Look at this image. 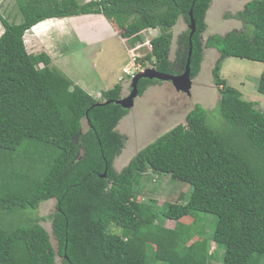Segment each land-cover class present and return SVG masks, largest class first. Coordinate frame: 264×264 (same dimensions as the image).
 I'll list each match as a JSON object with an SVG mask.
<instances>
[{"label":"trees","instance_id":"obj_1","mask_svg":"<svg viewBox=\"0 0 264 264\" xmlns=\"http://www.w3.org/2000/svg\"><path fill=\"white\" fill-rule=\"evenodd\" d=\"M212 1L16 0L20 23L0 15V264H55L56 255L64 264H149V258L154 264H210L216 255L210 254V243L223 251V264H264V112L219 76L228 57L264 64V0H249L238 14L244 32L204 41ZM190 12L196 31L191 45L189 28L179 37L176 61L184 71L191 50L194 80L204 50L219 52L212 73L225 129L208 124L206 110L196 105L185 125L156 139L117 172L114 161L126 141L118 125L128 114L115 103L123 86L94 99L47 54H29L24 36L48 19L93 14L105 17L132 46L142 32L158 29L140 61L176 75L169 60L171 29L180 18L189 24ZM157 83L141 79L139 95ZM258 92L264 95V69ZM150 171L189 185L188 201L142 202L133 186ZM51 199L56 200L57 253L39 223L10 227L5 222L6 216L36 210ZM203 214L215 216L214 231L191 242L193 226L180 221L191 217L197 227ZM164 220L176 227H165ZM112 228L121 234H112Z\"/></svg>","mask_w":264,"mask_h":264},{"label":"rangeland","instance_id":"obj_2","mask_svg":"<svg viewBox=\"0 0 264 264\" xmlns=\"http://www.w3.org/2000/svg\"><path fill=\"white\" fill-rule=\"evenodd\" d=\"M249 0H213L206 15L207 29L203 34L205 41L209 36H225L230 31H245L242 22L237 18L238 14L244 10L245 4ZM81 3L80 0H78ZM0 15L10 22L20 23L22 15L16 0H0ZM37 28V27H36ZM188 29V24L183 18H180L177 24L171 29L173 36L170 62L180 74L183 73L181 65L176 61L177 42L179 37ZM3 27L0 23V36L3 33ZM160 34L159 30H146L141 33V41L130 48L139 46L136 50V64L140 65L143 71L146 68H152L147 62L143 64L140 60L150 52V40ZM95 50L88 48L84 52L73 53L68 59V65L58 67L68 72H74L72 76L67 75L70 80H80L94 89L110 87L117 76L119 70V61L110 62L107 70L102 64L100 58L95 57ZM219 52L214 48L204 50L201 70L193 80L190 96L176 91L170 81L159 82L150 86L143 95L135 100L134 107L128 111V114L120 121L118 132L126 138L124 148L121 154L114 161V168L117 172L122 171L139 151L147 147L159 137L168 133L172 128L178 125L186 124V116L196 105L202 106L207 112V122L215 129H225L219 111V88L214 83L212 70L219 58ZM126 59L133 70V60L129 54ZM121 60V59H119ZM97 66L93 68V64ZM122 63V60H121ZM112 67L109 68V67ZM58 69V68H57ZM264 64L248 59L228 57L221 63L219 76L227 85L237 89L242 93L244 100L251 101L258 110L264 112V95L258 92V85ZM59 70V69H58ZM138 71V72H141ZM63 73V72H62ZM65 75V74H64ZM66 76V75H65ZM66 76V77H67ZM125 79L122 97L130 92L129 86L131 78L121 72ZM67 77V78H68ZM72 79V80H73ZM71 80V81H72ZM114 87V86H113ZM87 125L83 122V131H86ZM136 196L141 197L142 202L150 204L151 200H157L158 206L163 203H186L190 197V186L178 181H172L165 174H156L152 171L139 178L138 183L133 186ZM56 212V200L51 199L42 202L36 210H22L5 218L6 226L15 227L19 225H31L35 222L43 226L49 234L52 246L55 252H58L57 241L52 231V217ZM203 220L200 225L194 227L193 219L187 217L180 222L185 225L193 226L194 238L191 242L203 241L209 238L215 228L216 218L209 214L201 215ZM158 222V221H156ZM155 222V223H156ZM159 223V222H158ZM163 225L167 228H175L176 222L164 220ZM198 228V229H197ZM112 234H121L120 229L112 228ZM155 250L153 245L149 246ZM210 254H216L210 260V264H223V251H220L212 243L209 244ZM149 264H154L149 258ZM55 264H64L63 259L56 255ZM158 264V263H156Z\"/></svg>","mask_w":264,"mask_h":264},{"label":"crops","instance_id":"obj_3","mask_svg":"<svg viewBox=\"0 0 264 264\" xmlns=\"http://www.w3.org/2000/svg\"><path fill=\"white\" fill-rule=\"evenodd\" d=\"M80 1L81 3H78L83 4L92 0ZM24 41L29 54H47L52 61V65L58 68L59 71H61V67H58V63L62 67L67 66L68 58L73 53L78 51L82 53L88 48L95 50V57L101 59L100 61L105 65L106 70L111 65L110 62L119 61L117 76L112 81L114 85H108L110 87L94 89L92 86L71 77L75 85L81 87L96 100H100L103 91L111 89L116 84L120 83L124 87L125 79L121 76V72L125 73L126 69L131 68L129 61L126 59L128 54L132 58L133 53L131 50L133 48H130L131 44L102 15H78L45 20L27 31ZM119 59L122 60V63ZM95 64H93V68L98 66ZM109 68L112 69L111 66ZM61 72L66 76L74 74L69 70L66 72L64 68Z\"/></svg>","mask_w":264,"mask_h":264},{"label":"water","instance_id":"obj_4","mask_svg":"<svg viewBox=\"0 0 264 264\" xmlns=\"http://www.w3.org/2000/svg\"><path fill=\"white\" fill-rule=\"evenodd\" d=\"M188 28L191 30L189 36V42L191 45L192 36L196 31V23L193 19L192 12H190V23L188 24ZM190 58H191V50L189 52V57L187 60L185 70L181 74L172 75V74L161 73L157 71L155 68H146L143 71L138 72L131 80L129 86L130 89L129 94L127 96L121 97L115 103L127 111L131 110L135 105V100L140 96L138 84L141 79H147L150 81H158V82L170 81L173 87L176 89V91L182 92L190 96L193 85V79L191 78ZM109 103L111 102L110 101L98 102L96 106L106 105ZM105 176L106 173L102 175V177Z\"/></svg>","mask_w":264,"mask_h":264},{"label":"built area","instance_id":"obj_5","mask_svg":"<svg viewBox=\"0 0 264 264\" xmlns=\"http://www.w3.org/2000/svg\"><path fill=\"white\" fill-rule=\"evenodd\" d=\"M139 49V46H136L135 48H133L131 51H132V53H133V55H132V60H133V66H134V69L133 70H131V69H126L125 70V74H127L131 79L138 73V71H141L142 70V68H141V66L140 65H138L137 66V64H136V54H135V52H136V50H138Z\"/></svg>","mask_w":264,"mask_h":264},{"label":"flooded vegetation","instance_id":"obj_6","mask_svg":"<svg viewBox=\"0 0 264 264\" xmlns=\"http://www.w3.org/2000/svg\"><path fill=\"white\" fill-rule=\"evenodd\" d=\"M148 88H149V87H148ZM148 88H147V89H148Z\"/></svg>","mask_w":264,"mask_h":264},{"label":"clouds","instance_id":"obj_7","mask_svg":"<svg viewBox=\"0 0 264 264\" xmlns=\"http://www.w3.org/2000/svg\"><path fill=\"white\" fill-rule=\"evenodd\" d=\"M132 80V79H131Z\"/></svg>","mask_w":264,"mask_h":264}]
</instances>
